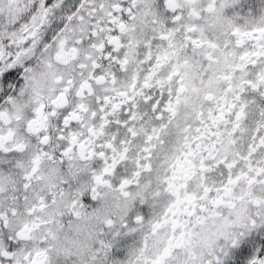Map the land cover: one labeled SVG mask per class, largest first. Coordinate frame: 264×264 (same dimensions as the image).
Returning a JSON list of instances; mask_svg holds the SVG:
<instances>
[{"label":"clouds","instance_id":"clouds-1","mask_svg":"<svg viewBox=\"0 0 264 264\" xmlns=\"http://www.w3.org/2000/svg\"><path fill=\"white\" fill-rule=\"evenodd\" d=\"M0 264H264V0H0Z\"/></svg>","mask_w":264,"mask_h":264}]
</instances>
